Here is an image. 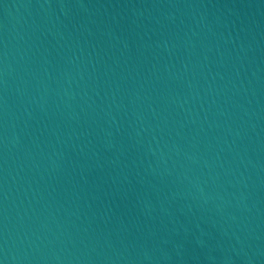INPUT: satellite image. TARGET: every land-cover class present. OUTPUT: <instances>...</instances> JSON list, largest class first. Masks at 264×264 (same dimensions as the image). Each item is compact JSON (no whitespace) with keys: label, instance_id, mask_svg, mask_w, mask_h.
I'll list each match as a JSON object with an SVG mask.
<instances>
[{"label":"water","instance_id":"obj_1","mask_svg":"<svg viewBox=\"0 0 264 264\" xmlns=\"http://www.w3.org/2000/svg\"><path fill=\"white\" fill-rule=\"evenodd\" d=\"M0 264H264V0H0Z\"/></svg>","mask_w":264,"mask_h":264}]
</instances>
